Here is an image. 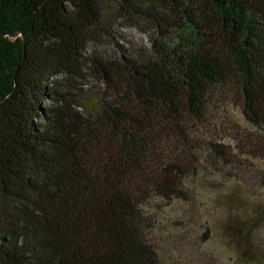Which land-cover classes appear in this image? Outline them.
<instances>
[{
    "label": "trees",
    "instance_id": "trees-1",
    "mask_svg": "<svg viewBox=\"0 0 264 264\" xmlns=\"http://www.w3.org/2000/svg\"><path fill=\"white\" fill-rule=\"evenodd\" d=\"M262 133L264 0H0V264H163L154 204L204 189L234 264H264V201L201 175L264 160Z\"/></svg>",
    "mask_w": 264,
    "mask_h": 264
},
{
    "label": "rangeland",
    "instance_id": "rangeland-1",
    "mask_svg": "<svg viewBox=\"0 0 264 264\" xmlns=\"http://www.w3.org/2000/svg\"><path fill=\"white\" fill-rule=\"evenodd\" d=\"M124 33L132 43L148 47V34H144L136 29H127ZM119 43L124 45L123 42ZM95 52L114 55L116 54V47L114 44H90L87 51L88 55ZM82 73L84 75L83 78L75 80L67 86L69 93L67 96L71 100L68 103L73 109H76L75 99L82 98V96L88 97L94 91L102 89V85L94 80L87 70H84ZM51 104V100L46 99L41 105L46 107ZM234 115L240 118L238 111H234ZM242 124L244 127H248L243 121ZM262 134L264 135V133ZM227 144L233 146L230 142H227ZM245 162L248 165L246 171L236 170L237 166L235 164L227 167L222 166L220 168L221 171L214 169L212 166H206L207 170L204 173L201 172V175H206V182L212 185H221L223 189L220 190L221 193L232 190L234 187L233 176L238 175L237 178L242 181L243 185L239 182L237 189H241L243 192L246 189L249 195L251 194L255 197L252 200H256L259 204L261 201H264V160L252 159ZM226 171H229L232 176L228 175L224 177ZM201 195L199 196L201 197L200 211L198 210L199 212L195 213H190L192 211L185 212L176 207L183 205L182 203L180 205L179 203H175L169 206L165 202H156L154 204L155 207L152 211L158 213V221L152 238L158 247L162 249L161 256H164L163 264H234L235 256L231 252V248L224 245L226 240L220 241V243L218 238L207 230V226H209V223L206 221L207 212L213 218L215 217V219L222 218V208L219 205L222 201H217L221 195L208 189H204ZM217 204L220 209H218ZM217 210L218 212L214 216ZM231 237V241L235 242L236 238L234 236ZM259 237L264 239V228L259 230Z\"/></svg>",
    "mask_w": 264,
    "mask_h": 264
}]
</instances>
